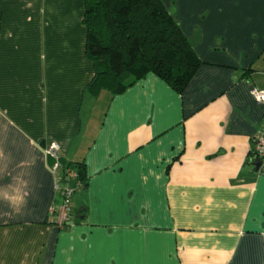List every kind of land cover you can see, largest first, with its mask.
<instances>
[{
	"label": "crops",
	"instance_id": "obj_1",
	"mask_svg": "<svg viewBox=\"0 0 264 264\" xmlns=\"http://www.w3.org/2000/svg\"><path fill=\"white\" fill-rule=\"evenodd\" d=\"M161 1L202 59L183 92L95 96L85 0H0V264H264V0ZM51 141L86 163L66 226Z\"/></svg>",
	"mask_w": 264,
	"mask_h": 264
},
{
	"label": "trees",
	"instance_id": "obj_2",
	"mask_svg": "<svg viewBox=\"0 0 264 264\" xmlns=\"http://www.w3.org/2000/svg\"><path fill=\"white\" fill-rule=\"evenodd\" d=\"M83 22L85 53L94 65L86 89L95 96L104 89L112 95L124 92L149 72L183 92L202 62L191 39L161 0H85ZM61 157L56 176L82 182L72 197L87 183L86 163ZM67 167L77 171L75 182L68 178ZM71 221L72 215L63 226Z\"/></svg>",
	"mask_w": 264,
	"mask_h": 264
},
{
	"label": "built area",
	"instance_id": "obj_3",
	"mask_svg": "<svg viewBox=\"0 0 264 264\" xmlns=\"http://www.w3.org/2000/svg\"><path fill=\"white\" fill-rule=\"evenodd\" d=\"M251 92L254 98L264 105V87L253 86ZM254 141L255 143H253V149L260 160L259 167L261 170H264V127L259 132V134L255 136ZM46 149L47 152L54 158L52 169L55 174L58 175V171L61 167L60 145L56 141H51L47 145ZM66 174L70 180H74V178L75 180H77V171L75 170V168L67 167ZM77 184H79V182L71 183L70 181H63L62 178L60 179L56 176V186L59 189V194L62 196V199L58 203L53 205L50 212V219L52 221H55L60 226H63L71 219L72 213L70 208V198L71 193L77 187Z\"/></svg>",
	"mask_w": 264,
	"mask_h": 264
},
{
	"label": "rangeland",
	"instance_id": "obj_4",
	"mask_svg": "<svg viewBox=\"0 0 264 264\" xmlns=\"http://www.w3.org/2000/svg\"><path fill=\"white\" fill-rule=\"evenodd\" d=\"M103 110L100 108V114H101V112H102ZM96 114H98V117H99V111L96 113ZM96 115H95V120H96V122L98 123V122H100V119L98 118ZM56 175V174H55ZM77 175V177H78V174H76ZM76 175H75V177H76ZM74 177V176H73ZM78 179V178H77ZM74 182H75V178H74ZM79 184L81 185L82 184V182H81V180L79 179ZM51 210H52V208L51 209H49V212H51Z\"/></svg>",
	"mask_w": 264,
	"mask_h": 264
},
{
	"label": "water",
	"instance_id": "obj_5",
	"mask_svg": "<svg viewBox=\"0 0 264 264\" xmlns=\"http://www.w3.org/2000/svg\"><path fill=\"white\" fill-rule=\"evenodd\" d=\"M254 163H255L256 168L258 169V167L260 165V160H255Z\"/></svg>",
	"mask_w": 264,
	"mask_h": 264
}]
</instances>
